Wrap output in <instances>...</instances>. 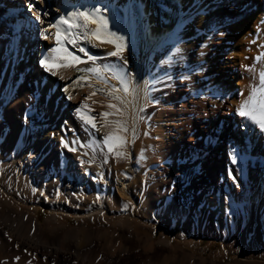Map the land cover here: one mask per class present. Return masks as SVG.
<instances>
[{
	"label": "bare ground",
	"instance_id": "bare-ground-1",
	"mask_svg": "<svg viewBox=\"0 0 264 264\" xmlns=\"http://www.w3.org/2000/svg\"><path fill=\"white\" fill-rule=\"evenodd\" d=\"M9 2L10 8H0V173L11 174L17 187L28 196L40 194L47 204L65 197L75 205L91 206L93 200L122 210L126 189L144 183V172L140 173L144 169L149 177L165 175L168 183L179 172L188 171L192 173L186 181L191 202L170 197L143 200L139 195L138 209L143 215L158 218L161 209L174 208V202L184 209L183 216L189 213L186 220L176 219V225L166 219L169 227L180 232L212 235L235 245L246 235L264 239V131L236 111L255 83L254 77L264 69L256 60L264 56V0H37L40 6L28 0L33 16L39 10L47 13L43 24L30 18L28 8L16 17L12 7H19L17 2L21 6L22 0ZM96 8L109 21V29L124 37L125 60L107 55L114 50L111 45L78 38L75 47L67 45L68 50L87 60L79 51L84 48L94 63L60 67L55 76L42 69L39 60L54 55L50 49L56 46L55 29L50 26L62 15L67 18L72 12ZM9 16L14 19L9 20L12 29L6 32L4 17ZM44 29H48L44 32L47 40L41 35ZM89 68H99V75L77 70ZM117 77L128 81L134 94L125 95ZM108 104L117 105L124 115L116 113L107 119L129 118L127 144L132 146L141 138L146 156L127 168L119 166L115 156L113 168L104 173L90 156L86 161L82 153L70 149L92 140L109 153L103 140L115 127L106 126L101 116L115 112ZM81 112L96 118V129L79 118ZM69 158L82 163L79 170L88 176L87 182L84 176L67 173ZM19 216L35 226L25 213ZM2 232L0 228V257L24 249L38 252L45 261L92 264L95 258L110 263L102 250L95 251L89 261L76 260L62 246L39 250L38 245ZM83 234L85 245L102 236L93 230ZM168 249V256L155 253L152 264L168 260L183 264L184 258L186 264H221ZM244 257L248 262L234 264H264Z\"/></svg>",
	"mask_w": 264,
	"mask_h": 264
},
{
	"label": "rangeland",
	"instance_id": "rangeland-1",
	"mask_svg": "<svg viewBox=\"0 0 264 264\" xmlns=\"http://www.w3.org/2000/svg\"><path fill=\"white\" fill-rule=\"evenodd\" d=\"M27 1L28 0H22V7L18 2L17 4L19 7H12L16 8L14 12L15 16L18 17L22 11H25V8H28L26 11L30 14V18L36 21L35 16L32 15L31 9H29V5H32V3L30 2L28 4ZM1 3L0 8L8 9L11 7L9 3L12 2H9V0H1ZM36 5L40 6L37 0ZM48 7L52 8V6ZM38 13H40L41 19L44 20L46 17L44 13L41 10H39ZM4 19L6 20L3 24L4 29L8 32L12 29V26L10 23L8 24V22L9 20L12 21L14 16H9L8 18L4 17ZM124 118L121 120L126 122L129 129L130 120L129 118L127 119V117ZM112 129L115 131L114 128ZM112 129H110V132ZM127 133L128 132L125 133L126 135H123L124 133L120 134L127 138ZM196 144H198V142H196ZM126 145L108 153L101 148H97L92 140H88L85 141L84 144L78 143V146L74 149L76 152L82 153V155L86 157V161L87 156H90L92 160L99 163L102 172L105 170L104 173H107V171L110 172L111 168H113L114 161L116 162L115 156L117 157L119 166H125V168H127V166H132L133 164L131 163L133 162H135L134 165H138L139 160L141 162L146 156L145 144L141 138L132 146L129 144ZM129 148H132V151ZM126 150H128L129 153H126ZM115 152H123V158L118 157ZM137 152L141 153L139 154ZM137 155L140 156L138 157ZM137 157L138 159H136ZM67 161L69 167L67 173L72 171L74 174L79 175V177L84 176L87 182L88 176L86 174L84 175L79 170L80 167H82V163L78 164L75 159L71 158ZM142 169H144V166H142ZM146 171L147 170L144 169L140 172L141 174L144 172L142 175L145 176V181L142 184L143 186L141 185L142 188L140 186L134 189H131V187L126 189L125 203L122 205V210H118L117 207L114 206H108L103 202L93 200V202L90 201L89 203L91 206H82L81 204L75 205L69 203L65 197L60 198L58 201L56 200L54 204H47L40 194H38L40 197H38V195L34 196L33 193L28 196L27 192L17 187L12 181L11 174L3 173V175L0 173V222L2 223L0 228L3 231L2 233L6 236L8 234V236L12 235L13 237L21 238L31 242L35 246L38 245L40 247L39 250H48L49 247L54 248L62 246L64 249L69 250L76 260L85 259L89 261L96 255L95 251L102 250L103 253L107 254L110 261V263L102 261V259H100L101 261H99V259L96 261L95 258H93L94 262L92 264H124L125 262L129 264L131 261H134V263L141 262L143 264H152L150 258L158 252L168 256L170 253V249L168 248L184 250L192 258L221 264L245 262L248 259L244 256H250L251 261L264 263V239L262 238L256 240L254 236L246 235L241 244L235 245V242H231L232 244L230 242L226 243L221 238L211 237L212 235H198L192 231L180 232L175 227H169L166 219L176 225L179 223V220L176 219H179L180 216L185 220L189 216V213L183 216L182 211H184V209L175 206L174 202V208L168 207L166 209H161L162 215H157L158 218L156 216L149 218L143 215L140 209H138L139 200L137 196L139 195H141L143 200H156L157 197L159 200L161 197H170L174 201L180 198V200H182V202L185 201V203H189L192 200L189 194V186L186 184L187 179L190 178L192 173L181 171L177 178H173L172 182L168 183L164 177L165 175L162 176L160 173L159 175L155 174L156 177L155 175L149 177L146 175L148 172ZM36 172L38 171H35V173ZM19 181H21L23 185V181ZM160 183H164L165 185L161 186ZM87 207L89 208L85 209ZM20 213H25L29 218H32L36 223L35 226H31L25 219L21 218L19 216ZM194 213L197 218H200L201 213H199L197 209L194 210ZM87 230L99 232L102 236L92 238L89 244L85 245L83 244V238H85V234L83 233ZM110 234L111 236L113 234V237H111ZM70 235H73L72 239H70ZM109 236L111 238H109ZM164 240L167 241L166 244ZM216 242H218L219 246L216 245ZM104 246L106 248H104ZM149 246L151 247L149 248ZM161 246H164L166 249ZM23 250L24 249L12 255L10 254L11 256L3 255L0 257V264H69L54 259L45 261L38 252L32 253ZM161 253L160 256L162 257L163 254ZM185 261L186 259L184 258L182 261L183 264H186ZM168 262L165 261L163 264H169Z\"/></svg>",
	"mask_w": 264,
	"mask_h": 264
},
{
	"label": "snow or ice",
	"instance_id": "snow-or-ice-1",
	"mask_svg": "<svg viewBox=\"0 0 264 264\" xmlns=\"http://www.w3.org/2000/svg\"><path fill=\"white\" fill-rule=\"evenodd\" d=\"M29 8H32V5H29ZM44 15H47L45 13ZM36 21L43 24L44 21L41 19L40 13L35 15ZM95 25L94 28L90 27ZM66 26V27H64ZM55 29V47L50 49V52L54 55L48 56L45 55L39 60V65L46 72H49L51 75L55 76L57 74L56 69L60 67H76L78 64L88 63L89 61L95 62V58L88 54L84 48H79V51L84 53L87 57V60L81 59L79 56L74 55L68 50L67 45H72L73 47L77 44L78 38L96 40L100 44H108L113 47V51L107 53L110 57H117L121 60H125L123 56L124 51L126 50V44L124 37L118 35L115 31L109 29V21L101 14V10L96 8L92 11H76L68 14V17L60 16L56 23L50 26ZM76 30V31H73ZM48 29H44L41 33L42 38L47 40L49 39L48 35H44V32H47ZM257 63L264 64V56L256 58ZM78 71H89L99 75V68H89V69H77ZM249 71L255 73V68L250 67ZM122 82V90L125 95L134 94L135 90L130 89L128 86V81L124 80L122 77H117ZM80 79H83L81 77ZM255 83L250 86L249 93L245 99L240 103L237 108V114L241 117L251 121L253 124H256L261 131H264V69H262L258 75L254 77ZM79 82V81H77ZM121 89H113V92L120 91ZM67 91V89H65ZM112 95L113 93H108ZM92 95H96V92H93ZM243 95V93H241ZM71 99V97H69ZM116 100H119L122 104L125 103L124 100L119 96L114 97ZM86 107V106H85ZM108 108L115 109V112H104L101 114L102 118L105 120V125H113L115 127L114 132H110L104 137L103 144L112 152L114 149L123 147L127 144V140L120 133H126L129 131L127 124L122 120L109 121L107 118L116 113H119L121 116L124 115V111L117 107L115 104H108ZM143 109H141L142 111ZM79 118L86 124L90 125L92 129H96L97 125L95 123V117L87 116L84 113H79ZM133 131V142L136 138L135 129ZM68 147L67 144L64 145ZM70 150L74 151V148ZM117 156L123 157V152H117ZM235 163V157L233 158Z\"/></svg>",
	"mask_w": 264,
	"mask_h": 264
},
{
	"label": "trees",
	"instance_id": "trees-1",
	"mask_svg": "<svg viewBox=\"0 0 264 264\" xmlns=\"http://www.w3.org/2000/svg\"><path fill=\"white\" fill-rule=\"evenodd\" d=\"M43 211V210H42ZM44 212V211H43ZM204 240V239H203ZM216 245H218L219 246V244H218V242H216Z\"/></svg>",
	"mask_w": 264,
	"mask_h": 264
}]
</instances>
